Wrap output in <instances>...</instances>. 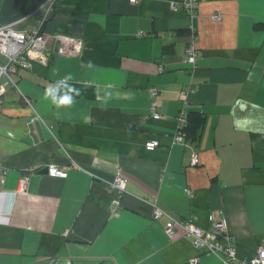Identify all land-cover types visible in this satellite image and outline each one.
I'll list each match as a JSON object with an SVG mask.
<instances>
[{"label":"crops","instance_id":"1","mask_svg":"<svg viewBox=\"0 0 264 264\" xmlns=\"http://www.w3.org/2000/svg\"><path fill=\"white\" fill-rule=\"evenodd\" d=\"M175 1L0 0V25L83 42L76 57L53 44L0 109V264H239L264 243V0H198L194 16ZM189 29L195 69L185 64L192 34H178ZM191 86L188 111L205 122L196 142L176 144ZM35 112L43 123L31 129ZM151 140L160 146L147 151ZM50 165L67 177L45 173ZM120 175L127 191L113 213L108 183ZM150 201L206 230L224 213L238 260L169 237Z\"/></svg>","mask_w":264,"mask_h":264},{"label":"built area","instance_id":"2","mask_svg":"<svg viewBox=\"0 0 264 264\" xmlns=\"http://www.w3.org/2000/svg\"><path fill=\"white\" fill-rule=\"evenodd\" d=\"M131 4L135 5L141 0H129ZM198 6V0H183L172 3L174 10L179 8L190 12L194 16ZM221 15H215V19H219ZM140 36H144L141 34ZM193 41L186 48L185 64L190 68L195 69L197 66V48L195 41L196 35L192 34ZM56 45V54L61 57H76L80 54L83 48V42L80 39L67 35H54L49 37L43 33L41 29L32 31H21L14 27V25H0V109L4 107L6 95L10 89H18L17 77L21 71L31 69L35 64L48 65L49 51L51 46ZM164 66H158L157 73L165 72ZM151 97L158 96L157 88H151ZM196 92V88L188 87L182 92L183 107L181 108L177 121L178 132L174 137V143H187L186 136L183 132L184 126L188 122V99L189 96ZM26 103L32 107V103L28 97H25ZM151 113L153 119H161L158 105L155 101L151 102ZM43 123V118L37 112L34 113L30 120V128L32 129L38 124ZM160 146L158 140L148 141L145 145L147 151H154ZM199 157L197 154L192 156V165L199 164ZM49 174L53 177L66 178L67 170L61 169L56 165L48 167ZM7 169L3 165L0 157V195L4 193V186L6 181ZM30 184V175L24 174L18 185L19 193H26ZM128 180L124 176H117L114 181L108 183L109 187L116 190L119 194L118 198L113 201L111 211L116 213L121 206V198L127 191ZM186 193L193 197L194 192L187 189ZM153 210V219L160 220L163 217H168L169 222L165 228V232L169 237H174L177 232L184 237L189 238L195 247L204 249L207 253L220 255L225 261H237V251L234 241L229 234L228 221L224 213L214 212L210 215V222L212 226L206 230L196 224L194 219L182 221L180 219L172 218L165 209L158 205L156 201L149 203ZM191 264H198V259L191 261ZM239 264H264V243L260 245L254 256L242 260Z\"/></svg>","mask_w":264,"mask_h":264},{"label":"trees","instance_id":"3","mask_svg":"<svg viewBox=\"0 0 264 264\" xmlns=\"http://www.w3.org/2000/svg\"><path fill=\"white\" fill-rule=\"evenodd\" d=\"M178 1L180 2L183 0H178ZM192 33L193 31L191 29L178 32V34L180 35L182 34L189 35ZM204 122H205V117L203 114L199 112H189L188 122L183 128V132L188 141L196 142L199 139Z\"/></svg>","mask_w":264,"mask_h":264},{"label":"water","instance_id":"4","mask_svg":"<svg viewBox=\"0 0 264 264\" xmlns=\"http://www.w3.org/2000/svg\"><path fill=\"white\" fill-rule=\"evenodd\" d=\"M121 161H122V159H121ZM45 173H49L48 169H46Z\"/></svg>","mask_w":264,"mask_h":264}]
</instances>
